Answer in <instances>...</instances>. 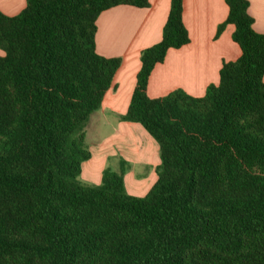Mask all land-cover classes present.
<instances>
[{"label":"trees","instance_id":"obj_1","mask_svg":"<svg viewBox=\"0 0 264 264\" xmlns=\"http://www.w3.org/2000/svg\"><path fill=\"white\" fill-rule=\"evenodd\" d=\"M218 26L240 49L201 97L147 96L169 49L189 43L183 0H171L160 41L140 52L121 120L158 146L142 197L122 172L77 178L91 158L85 127L119 58L95 50L96 20L148 0H26L0 12V264H264V33L246 0H224Z\"/></svg>","mask_w":264,"mask_h":264},{"label":"crops","instance_id":"obj_2","mask_svg":"<svg viewBox=\"0 0 264 264\" xmlns=\"http://www.w3.org/2000/svg\"><path fill=\"white\" fill-rule=\"evenodd\" d=\"M170 1L148 0L149 7L143 9L116 6L98 16L95 50L101 57L121 59V64L100 109L90 116L88 123L91 127L107 124L114 131L111 134L117 136L138 132L144 135V141L148 145L152 144L148 138L150 136L138 124L123 121L120 117L125 114L133 92L140 68V52L160 41ZM246 1L254 32L263 34L264 0ZM25 2L26 0H0V12L15 16L23 10ZM227 13L224 0H183L182 19L189 43L179 49H169L163 62L154 67L147 83L149 98H159L178 89L190 96L201 97L209 85L218 83L221 64L233 62L240 56L239 47L231 39L233 26H225L216 35L217 28L225 21ZM0 56H3L1 50ZM104 143L106 140L101 142ZM112 144L113 142H109L98 148L101 150L98 153L100 169L96 164L97 157L94 159L93 155L82 164L81 174L87 180L101 181V174L107 169L103 166L108 163L121 168L122 160L127 158L112 149ZM101 169L102 172L99 173Z\"/></svg>","mask_w":264,"mask_h":264},{"label":"rangeland","instance_id":"obj_3","mask_svg":"<svg viewBox=\"0 0 264 264\" xmlns=\"http://www.w3.org/2000/svg\"><path fill=\"white\" fill-rule=\"evenodd\" d=\"M111 129L107 124L91 127L87 123L84 130L85 144L94 159L97 157L96 164L99 168L101 167V160H98V153L101 152L98 149L99 146L113 142L110 147L120 156H126L127 159L122 160L121 168L110 163L103 167L118 173L122 172L125 193L133 197H142L156 181V169L160 163L157 143L151 137H148L152 142V144L148 145V142L144 141V135L138 132L130 133L128 136L122 134L118 136L112 135L111 133L114 131ZM105 140L106 143L101 144ZM101 172L102 169L99 170V173ZM77 180L85 185H97L100 183V180H87L83 173L78 176Z\"/></svg>","mask_w":264,"mask_h":264}]
</instances>
